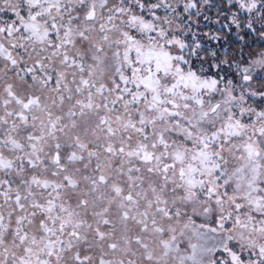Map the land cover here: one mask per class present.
<instances>
[{
    "label": "snow or ice",
    "instance_id": "snow-or-ice-1",
    "mask_svg": "<svg viewBox=\"0 0 264 264\" xmlns=\"http://www.w3.org/2000/svg\"><path fill=\"white\" fill-rule=\"evenodd\" d=\"M0 264H264V0H0Z\"/></svg>",
    "mask_w": 264,
    "mask_h": 264
}]
</instances>
